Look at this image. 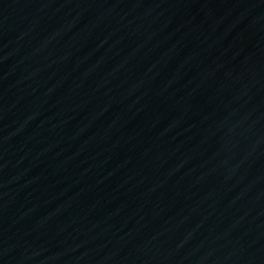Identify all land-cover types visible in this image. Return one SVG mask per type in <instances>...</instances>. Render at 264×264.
Segmentation results:
<instances>
[{
    "label": "water",
    "instance_id": "water-1",
    "mask_svg": "<svg viewBox=\"0 0 264 264\" xmlns=\"http://www.w3.org/2000/svg\"><path fill=\"white\" fill-rule=\"evenodd\" d=\"M0 264H264V0H0Z\"/></svg>",
    "mask_w": 264,
    "mask_h": 264
}]
</instances>
